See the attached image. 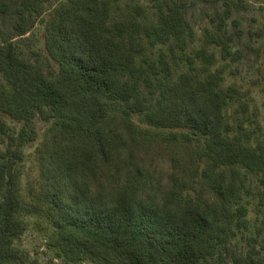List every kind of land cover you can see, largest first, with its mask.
<instances>
[{
	"label": "trees",
	"instance_id": "trees-1",
	"mask_svg": "<svg viewBox=\"0 0 264 264\" xmlns=\"http://www.w3.org/2000/svg\"><path fill=\"white\" fill-rule=\"evenodd\" d=\"M149 1L0 3V13L14 6L18 38L45 26L58 65L48 76L0 42V264H41L17 245L27 216L48 222L47 247L70 264H264L229 245L249 178L264 201V146L228 120L235 104L248 111L246 94L213 70L218 51L228 64L243 58L233 16L245 2L224 0L189 54L190 0ZM37 119L50 125L25 186Z\"/></svg>",
	"mask_w": 264,
	"mask_h": 264
},
{
	"label": "rangeland",
	"instance_id": "rangeland-1",
	"mask_svg": "<svg viewBox=\"0 0 264 264\" xmlns=\"http://www.w3.org/2000/svg\"><path fill=\"white\" fill-rule=\"evenodd\" d=\"M3 1L5 0H0V3ZM138 1L151 8L149 0ZM223 1L190 0L188 19L197 32L198 40L189 50V54H193L194 49L200 46V38L203 37L205 30L216 27L212 18L222 12ZM242 1L245 2L247 9L235 12L233 19L240 21V28L243 32L241 38L235 39L233 46L235 50L239 49L243 52V58L239 62L228 64L222 60L221 53L218 51V62L213 70L225 67L224 86L236 85L246 94L245 101L248 103V111L243 113L241 106L235 104L229 108L228 120L235 126L240 123L239 121H244L252 145L264 146V35H255L257 31L264 32V0ZM13 8L14 6L7 12L0 13V42L3 40L15 42L24 59L34 63L39 59L40 65L48 76L57 73L58 65L50 58L45 49V26L38 24L24 38H18L13 29L17 19ZM228 29L231 34H235V27L231 20ZM49 125L40 119L36 120L39 139L27 148V160L24 165L25 186L29 179L35 175L33 154ZM244 138L246 137L244 136ZM260 186V182L256 178L251 177L247 180L246 190L243 192V204L247 206L248 214L244 223L236 221L233 224L229 234V245L245 256L255 250L259 254L257 256L264 259V201L260 194ZM26 218L30 227L24 237L17 242V245L25 250L32 260L36 259L41 264H70L64 259L57 258L55 252L47 247L49 235L53 231L48 222L34 216ZM218 254L210 260V263H216ZM229 264L232 262L230 261Z\"/></svg>",
	"mask_w": 264,
	"mask_h": 264
}]
</instances>
